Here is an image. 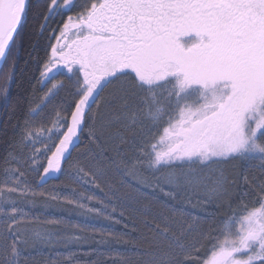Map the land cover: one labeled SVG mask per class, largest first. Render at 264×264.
<instances>
[{
    "label": "snow or ice",
    "instance_id": "1",
    "mask_svg": "<svg viewBox=\"0 0 264 264\" xmlns=\"http://www.w3.org/2000/svg\"><path fill=\"white\" fill-rule=\"evenodd\" d=\"M30 11L33 35L49 33L36 83L47 88L57 74L67 83L58 80L38 99L17 102L25 110L0 159V264H27L29 247L79 243L78 232L61 237L30 228L35 217L26 207H35L39 195L45 207L63 201L81 215H104L101 208L88 207L92 198L76 189L61 196L32 185L42 188L70 173L99 188L108 160L135 182L137 193L156 187L170 201L195 200L193 207L203 201L202 212L241 185L237 198H249L219 228L202 226L199 217L154 216L143 264H264V180L212 167L264 161V0H0V63L7 66L0 98L8 96ZM85 130L88 145L73 158ZM93 251L102 264L104 253ZM74 255L69 252L70 264Z\"/></svg>",
    "mask_w": 264,
    "mask_h": 264
},
{
    "label": "trees",
    "instance_id": "2",
    "mask_svg": "<svg viewBox=\"0 0 264 264\" xmlns=\"http://www.w3.org/2000/svg\"><path fill=\"white\" fill-rule=\"evenodd\" d=\"M32 2L34 4L35 0H32ZM56 19L59 22V17ZM35 23L33 13L30 11L24 26L20 29V37L17 42L16 69L9 86L8 96L0 98V159L6 156L10 150L9 141L14 137V125L22 119L25 110L17 105L20 97L25 96L30 100H36L47 91V88H50L36 83L39 79L37 60L44 56V48L47 44L45 37L49 33L45 32L42 36L33 35ZM55 26L54 23L52 27ZM36 44H38V47L33 51L32 45ZM5 71H7V66L3 65L0 73ZM65 83L67 82L65 81ZM119 86L120 82L109 85L101 94L102 97H108ZM64 96L65 93L61 92L60 98ZM155 134L153 132V135ZM87 145L88 138L85 130L77 142V148L72 152L73 158L84 152ZM110 155L115 157L114 153H110ZM107 163L110 167L106 175L97 181L100 185L99 188L94 185H82L70 173L57 174V178H51L42 188L36 187L35 183L32 185L37 193H51L55 188L61 196H67L70 194L71 189H76L78 192H83L86 197L92 198L88 207H100L102 213L111 212L112 208L116 209L115 214L112 216L113 219L110 221L104 218L105 214L101 216H97L95 213L81 215L80 209L69 206L63 201H49L48 207H45L44 200L37 195L35 207L29 205L25 210L29 211L30 209V216H36L38 219H43V221L37 222L35 219V221L30 222L29 226L59 232L61 237L66 232H78L82 237L77 244L60 242L47 245L49 253L58 252L69 256V252H71L75 254L72 260H76V264H96L97 252L93 249H98L100 253H104L102 264H143L146 259L144 252L152 243L153 233L149 225L152 218L159 213H171L178 220H187L188 222H192L193 217H199L202 226L213 225L219 228L220 221L224 216H227L230 211H242V203L249 201L247 197L244 198V201L237 198L243 189V185H241L240 188L235 190L234 195L221 201L215 207L207 205L208 211L202 212L203 201L196 207L192 206L196 203L195 200L191 204L186 200L181 202L170 201L156 187L149 188L152 190L135 192L131 182L133 180L126 179L121 171H117V165L111 160H108ZM212 167H221L231 175L243 173L256 183L264 180V161H232L222 165H213ZM205 171L207 172V170ZM29 179H32V177H29ZM108 185H113L116 189L114 196L109 198L102 193V191H107L105 187ZM165 191H168V189L166 188ZM99 201H103V204L108 206L107 209L98 203ZM121 212L123 216L120 215ZM48 220H60L62 223L47 224L46 226L41 224L47 223ZM84 221L95 227L87 229V227L80 224H84ZM116 221H119V223ZM75 225L80 227L76 228ZM109 233L121 234L122 239L117 242L113 236L108 235ZM101 236H103L106 243H100ZM27 264H51V260L47 256L40 255L36 248L29 247Z\"/></svg>",
    "mask_w": 264,
    "mask_h": 264
},
{
    "label": "rangeland",
    "instance_id": "3",
    "mask_svg": "<svg viewBox=\"0 0 264 264\" xmlns=\"http://www.w3.org/2000/svg\"><path fill=\"white\" fill-rule=\"evenodd\" d=\"M37 147H40V145H37ZM132 182V187L134 188V190H135V192H137V190H136V188H137V186H136V184H135V182L134 181H131ZM109 186V185H108ZM108 186H106L105 187V189L107 190L106 192H103L102 191V193H103V195L104 196H106L107 198H109V197H112V196H114V194H113V192H111V191H109V187ZM149 188H142V189H140V191H146V190H148ZM149 190H152V189H149ZM139 191V192H140ZM105 215L106 214H111L112 216L115 214V213H111V212H105L104 213ZM30 217H35L34 219H32L31 221L33 222V221H35V219H36V221L38 222V221H43V219H38L36 216H30ZM110 221H112L111 219H109ZM81 221H83V219H81ZM107 222H109V221H107ZM39 223H41V222H39ZM32 224V223H31ZM42 225H44V226H46L48 223H41ZM80 224H82L83 226H85V227H87V229L89 228H94L95 226L94 225H92L91 223H88L87 224V222H85L84 221V224L83 223H80ZM30 228L31 227H35V226H29ZM35 228H38V227H35ZM38 229H40V228H38ZM33 248V247H32ZM36 250L38 251V253L40 254V255H42V256H47V258H49V260H51V264H56V263H66V264H70V262H69V260H68V256L66 255V254H63V253H49L48 251H47V245H37L36 247ZM74 257H72V259H73ZM76 260H72L71 261V264H76L77 262H75Z\"/></svg>",
    "mask_w": 264,
    "mask_h": 264
},
{
    "label": "flooded vegetation",
    "instance_id": "4",
    "mask_svg": "<svg viewBox=\"0 0 264 264\" xmlns=\"http://www.w3.org/2000/svg\"><path fill=\"white\" fill-rule=\"evenodd\" d=\"M58 80H65V81H66V78H65V76L62 75V74H57V75H56V78H55L54 80H52L51 83H47V87H51V85H52L53 83H56ZM66 82H67V81H66ZM43 87H44V86H43Z\"/></svg>",
    "mask_w": 264,
    "mask_h": 264
},
{
    "label": "water",
    "instance_id": "5",
    "mask_svg": "<svg viewBox=\"0 0 264 264\" xmlns=\"http://www.w3.org/2000/svg\"><path fill=\"white\" fill-rule=\"evenodd\" d=\"M3 65H4V64L0 63V71H1V69H2V67H3ZM77 142H78V141H77ZM50 179H51V178H50ZM50 179H49V180H50Z\"/></svg>",
    "mask_w": 264,
    "mask_h": 264
}]
</instances>
